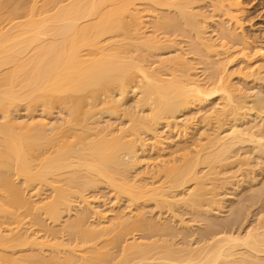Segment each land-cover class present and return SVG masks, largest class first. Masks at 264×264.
I'll return each instance as SVG.
<instances>
[{
	"label": "bare ground",
	"instance_id": "obj_1",
	"mask_svg": "<svg viewBox=\"0 0 264 264\" xmlns=\"http://www.w3.org/2000/svg\"><path fill=\"white\" fill-rule=\"evenodd\" d=\"M24 1L0 0V115L3 116L0 123V222L4 219L2 223L11 222H7L11 226L8 228L0 223V264H264V185L257 188L254 185L249 189L252 207L259 202L261 205L254 216L256 220L244 231L236 232L231 224L222 225L223 221L219 223L211 220L210 215L207 217L215 209L219 212L224 208L223 190L246 166L242 161L233 162L238 156L234 153L235 147L249 141L254 145L252 152L260 159L264 157V136L258 130L259 124H255L257 129L256 126L245 125L242 129L243 126L238 127L236 123L241 112L245 111L244 117L248 116V110H256L257 116L262 117L264 101L261 96H256L255 101L252 99L254 96L251 98L249 94L241 93L240 88L232 86L227 68L238 56L245 59L241 62L245 67L240 66V73L249 69L251 72L255 66L251 62L253 59H249L250 55L245 53L248 47L233 53L236 51L233 45L243 44L247 39L241 33L240 1L43 0L40 5L41 1L35 0L27 9ZM137 1L147 5L143 7L148 11L141 10V13L146 11L144 15L135 8ZM206 3H209V12L200 7ZM150 7L157 8L158 13L154 10L156 15L149 14ZM21 17H25L24 21H19ZM145 20L152 28L150 35L143 32ZM6 22L5 26H10L2 27ZM211 28L213 35L209 34ZM161 31L169 38H189V51L179 48L174 50V54L169 52L166 58L163 56L153 61L149 53L165 49L166 44L172 46L169 39L168 43L161 44L157 35ZM188 54L195 55L198 65H202L204 80L197 78L198 69ZM161 72H168L167 78H162ZM251 75L255 80L259 74ZM103 96H107L104 103L101 100ZM131 97L134 100L132 106L123 108ZM250 98L253 107L252 104L249 106ZM214 100L218 102L214 103ZM22 103H25L28 115L33 116V112L36 114L34 110L41 107L42 115L47 117L41 118V115L40 119H35V116H29L27 121L17 120L13 112L18 113ZM208 103L212 106L202 112L201 122L209 125L208 128L213 124L220 125L214 136L200 131L202 136L208 133L207 145L196 151L200 154L206 150L202 156L196 155L193 160L180 158L181 163L173 160L172 156L170 160H159L155 164L146 161L144 168L147 169H143L147 176H138L142 173L137 172L132 176V171L144 161V147L147 148L144 140L147 134L142 137L144 133L160 139L162 135L156 133L157 127L165 124L166 129L176 131V137L182 138V141L178 139L179 144L188 143V136L192 135L190 122L180 117ZM98 104H102L101 107ZM54 106L61 107L60 110L66 114L60 123L48 120L49 111ZM122 108L123 112L120 111ZM118 111L124 118L128 116L126 127L110 130L111 122L105 127L101 123L102 127L98 126V121L97 125L87 124L89 118L95 121L97 117L94 115L98 112L115 113L117 116ZM99 117L102 118L101 115ZM99 117L97 119L101 121ZM226 118H232L234 123H229L232 125L224 130L227 123L224 128L221 125ZM202 136L197 140L199 143L205 141V136ZM246 137L248 139L244 140ZM158 141L164 143L168 140ZM156 142L152 144V150L156 148ZM164 144L171 145L174 148L169 147L171 151L184 145ZM159 145L157 153L165 150L162 144L163 147ZM50 149L53 153L49 154ZM248 153L246 157L251 154ZM200 165L208 169L203 175L197 170ZM141 170L139 172H144ZM159 176L165 179L164 185L153 187L155 183L152 182L155 181L152 184L147 182ZM15 177L22 180L21 185L15 183ZM239 181L237 186H240ZM100 185H106L117 202L126 199L128 213L121 209L113 215L109 211L115 209L107 207V210L99 211L91 207L92 202H88L86 194L91 189L98 190ZM178 188H185V191L175 194ZM33 190L36 191L30 193ZM46 190L51 194L48 195ZM148 200L155 201L158 209L171 210L173 206L190 208L195 218L201 217V213L206 214L207 218L203 220L207 222L208 227L204 229L207 234L200 240L203 244L192 248L186 244L176 247L164 240L147 242L153 230H161L166 233L161 236L168 237L175 231L166 224L160 226L145 216L143 218V213L133 208ZM74 201H79L80 207L74 217L62 223L65 214L72 212ZM242 205L239 211L234 209L232 215L242 211L247 213L249 207ZM18 211H25V214L20 215ZM40 216L44 220H40ZM26 218H29L27 223ZM45 218L55 226L60 223L61 231H56L59 226L47 228ZM88 218L95 223L87 225ZM36 224L44 227L45 230L41 231L53 234L50 236L54 238L58 232L63 236L67 234L68 239L75 240V246L71 241L70 245L64 241L53 244L43 241L42 236L31 230ZM131 230L144 231L150 236L144 235L145 242L134 240L123 246L118 259L114 254L115 261L114 256L108 253V246L116 247ZM100 239H106L104 242L108 244L98 247L94 242ZM45 249L48 250L45 253L50 251L51 254L43 255Z\"/></svg>",
	"mask_w": 264,
	"mask_h": 264
},
{
	"label": "rangeland",
	"instance_id": "obj_2",
	"mask_svg": "<svg viewBox=\"0 0 264 264\" xmlns=\"http://www.w3.org/2000/svg\"><path fill=\"white\" fill-rule=\"evenodd\" d=\"M22 1H24V0H22ZM25 1H28V2H25ZM24 1V3L26 4V9L27 8H29L30 6H32L31 4H33V1H35V0H25ZM37 1H41L40 2V5L42 4V1L43 0H37ZM240 1V3L242 4L241 5V8H242V12H241V15H240V23H241V25H243L242 26V29H241V33H244V35L243 36H245V41H243V44L240 42V45H238V43L236 44V46L235 45H233L234 46V50H236L235 52H233L234 50L232 49V52L233 53H236L237 52V50L239 49H243L244 47L246 48V47H248L249 49L245 52L246 54L248 53L249 55H250V58L249 59H251L252 61L251 62H254L253 63V65H255V66H253L252 68V70L253 71H251L250 72V69L249 70H247V71H245V72H247V73H245V72H243V73H240V69L239 68H241L240 66H243V67H245V65H242V64H245V63H241V62H244V58H240L239 56V58L238 57H236L235 58V60L233 61V63L232 64H230L227 68H228V74L230 75V79H231V82H230V84L233 86V85H235L234 87L235 88H237V89H239L240 88V92L242 93V91L244 92V94L245 95H248V96H250L253 100H254V98L256 97V96H261L262 97V100L264 101V0H239ZM138 3H136V5L138 4V6L137 7H135V8H138L139 9V12L141 13V10H146V11H148V9H147V7H146V9H145V7H143V5L144 6H147V5H145L144 3H140L139 4V2L140 1H137ZM142 2V1H141ZM142 4V5H141ZM201 5V4H200ZM199 5V6H200ZM153 6V5H152ZM205 6V7H204ZM154 7V6H153ZM198 7V6H197ZM200 7H202V8H204L206 11H210L211 9H210V7H209V3H206V4H202ZM150 8H152V7H150ZM137 9V10H138ZM156 9L157 8H152V9H149V12H151V13H149V12H147V14L149 13V14H155L156 15V13H158V11H156ZM23 10H25V9H23ZM156 11V13H154L155 11ZM146 11H144L145 13H146ZM171 11H173V9H171ZM25 12H26V10H25ZM144 12H142L141 14H143ZM153 12V13H152ZM174 12V11H173ZM20 13H24V12H21L20 11ZM19 13V14H20ZM21 15V14H20ZM20 15H19V17H20ZM25 15H27V14H25ZM144 15V14H143ZM22 16V15H21ZM146 16V15H145ZM22 18V17H21ZM21 18H20V20H19V18L15 21V22H17L18 20L19 21H24V18L25 17H23L22 18V20H21ZM26 20V19H25ZM148 20V19H147ZM147 20H145L144 22V24H146V25H143L142 27L144 28V30H143V32H145L147 35H150L149 33H151V31H152V28L149 26V23H148V21ZM8 23L6 22V23H4V25L2 26V27H6V28H8L10 25H8V26H5V25H7ZM145 27H148V28H146L145 29ZM210 33H212V35H213V28H211V29H209V34ZM164 34V33H163ZM162 34V31L159 33L158 32V37H159V39L161 38V44H166V43H168V39H169V43L171 42L170 40H172V42L170 43V45H172V46H168L167 44V46L166 45H164V47L163 48H165V49H160V50H162V52L160 53V50H158L157 51V53H155V52H153V53H149L150 55L149 56H151V58H152V60L153 61H155V60H159V59H161V58H164L163 56H165V55H168V53L169 52H171V53H169L170 55L171 54H174V50H178L179 48L181 49H183L184 50V52H188L189 51V38H182L181 36H179V37H171V38H169V37H166L165 35H163ZM241 35V36H242ZM167 38V39H166ZM242 39H243V37H242ZM163 40V41H162ZM247 41V42H246ZM244 42H246V44H249L248 46H244ZM245 44V45H246ZM243 45V46H242ZM240 46H242V47H240ZM244 48V49H245ZM238 50V51H239ZM256 52V53H255ZM29 53H30V51H29ZM28 52H27V54H29ZM159 53H160V55H159ZM232 53V54H233ZM258 53H259V55H258ZM163 54V55H162ZM253 54H255V55H253ZM154 55V56H153ZM248 55V56H249ZM153 56V57H152ZM167 56H165V58H166ZM187 57H189V59L191 60V59H193V60H191V62L194 64V67L195 68H197L198 69V71H196V74L198 75H196L197 76V78H199L200 80H204L205 78H206V76L204 77V75H203V72H202V65H198V60L197 59H194L195 58V55H191V54H188L187 55ZM254 57V58H253ZM152 60H151V62H152ZM196 62H195V61ZM236 61V62H235ZM150 61H149V63H151ZM197 63V64H196ZM247 66V65H246ZM238 67V68H237ZM259 67V68H258ZM8 69H10L9 67H7ZM204 68V67H203ZM254 68H257V69H260L259 71H257V69H255V71L256 72H254ZM202 69V70H201ZM4 70H7V69H3L2 71H4ZM249 71V72H248ZM237 72V73H236ZM239 72V73H238ZM257 72H259V73H257ZM163 72H161V74H162ZM168 73V72H167ZM167 73L165 72V73H163L162 75H161V77L162 78H164L165 76H168L167 75ZM246 76H245V75ZM251 74H254V76L255 75H257V74H259V75H257V76H255V80H254V77H253V75H251ZM165 78H167V77H165ZM258 78V79H257ZM257 81V82H256ZM104 97V98H103ZM102 98H101V100H103L102 102L104 103V101L105 100H107L106 99V97L107 96H103ZM133 97V96H132ZM129 98L128 99V105L126 104V105H124L125 107H123V108H127V106H129V107H131L132 106V104H133V98ZM251 98H250V100H251ZM256 98H258V97H256ZM255 98V101L257 100ZM105 99V100H104ZM101 100H99V101H101ZM249 100V101H250ZM253 100H251L250 102L251 103H249V106H251L250 104H252V107H253ZM132 103H131V102ZM102 102H99V103H102ZM106 102V101H105ZM218 102V100H214V103H217ZM102 103V104H103ZM213 103V104H214ZM102 104H98V106L99 107H101V105ZM209 105V106H208ZM22 106H24V107H22ZM205 106V107H204ZM210 106H212V103H211V105L208 103L207 105H203V108H204V110H203V108H200V107H198V108H196V110H193L192 112H188L187 114H184L183 116L184 117H180V119H186V120H188V123L190 124L189 126H190V129H189V132L191 133L192 132V135L191 136H188L189 137V139H188V143H181V144H179L180 143V139H181V141H182V138H177L176 137V131H172V130H168V128L166 129V126H165V124H161V125H159L160 127H157V132L156 133H158V136H161L162 135V137L160 138V139H155V137H153V135L152 134H148V133H144L143 134V136L142 137H144L146 134V138L144 137V140L146 139V143H144V144H146V146H147V148H149V149H147L146 147H144V149L146 150L145 152L146 153H143V159H144V161H142L141 163V165L139 164V165H137L138 167V169L136 170H133L132 171V173L131 174H133L132 176H135L134 175V173H136V174H140V173H142V174H140V175H138V176H141V175H143L146 171V169H147V167L146 168H144L146 165V161L148 162V163H150L151 164V162H154V163H152V164H155L156 162H159V160H170V159H172V157H173V160H175V161H179L180 163H181V159L180 158H182V159H185L186 157H187V159H190V158H192L191 160H193V158H197V156L198 155H200L201 154V156L204 154L203 152H205L204 150H203V152L201 151L200 152V154H196L197 152H198V150L200 151V149H198V148H202V146H205V145H207V139H208V133L206 134V132H209V135H211V136H214L215 134L214 133H216V129H218V126L220 125H218V124H213V125H211V127H209L208 128V126L207 125H205L204 123H202L201 122V119L202 118H200L202 115H203V113L202 112H205L206 110H208L209 108H211ZM248 106V108H251V109H253L252 107H249ZM22 109H21V108ZM19 108H18V113L17 112H13V116L17 119V120H19V121H27V120H29L30 119V117H34L35 119H40V116L42 115V114H44V112H42L41 110H43L41 107H40V109L37 107L36 108V110H34L35 111V113L36 114H34V112H33V114H31V115H33V116H30V115H28L29 113L27 112V110H26V112H25V109H26V106H25V103H22L21 104V106H20ZM55 107V106H54ZM123 108L120 110V111H122L123 112ZM19 109H21V111L19 110ZM39 109V110H38ZM61 109V107H59V106H56L55 108H52V110L51 111H49L51 114H48V120L49 121H51V123L53 122V123H60V121L62 122V120L64 119V118H62V116H66V114H64L63 113V111L62 110H60ZM200 109V110H199ZM250 109V110H251ZM20 111V112H19ZM37 111V112H36ZM120 111H118L119 112V115H117L116 116V114L114 113V114H111V113H101V112H98V113H96L97 115H101V117L102 118H100L99 116H97V115H94L95 117H99V119L101 120V121H99L97 118H95V117H93V119L95 118V121L94 120H92V119H90L89 118V121L87 122V124H89V125H91V124H95V125H97V122L96 121H98V126H100V125H102L103 127H105V126H108L109 124V126H110V130H117V128L119 127H122V126H124V127H126L128 124V116H125V117H127V118H124V116L122 115L123 113H120ZM197 111V112H196ZM199 111H201V112H199ZM256 110H251V112L248 110L246 113L248 114V116L250 115V117L248 118V116H245L244 117V114H245V111L242 113L241 112V115L239 116V118H238V122H236L237 123V125H238V127H241V126H243V125H245V126H248V127H250V126H256V125H258L259 124V126H260V129H259V127L258 126H256L255 127V129H257V127H258V130H260V133H261V135H263L264 136V114L263 115H261L262 117H260V116H257L258 115V112L256 113L255 112ZM199 112V113H198ZM1 113V115H2V112H0ZM117 113V112H116ZM197 113H198V115H197ZM251 113V114H250ZM256 113V114H255ZM15 114H16V116H15ZM17 114H18V116H17ZM38 114V115H37ZM121 114V115H120ZM242 114H243V117L245 118H241L242 117ZM0 115V123H2L3 121H2V118H3V116H1ZM25 115H26V117H25ZM28 115V116H27ZM49 115H50V117H49ZM60 115H61V117H60ZM196 115V116H195ZM200 115V116H199ZM30 116V117H29ZM44 116H46V115H44ZM43 115H42V117L41 118H43L44 117ZM119 116H121V118H119ZM22 119H21V118ZM39 117V118H38ZM47 117V116H46ZM105 117V118H104ZM123 117V118H122ZM192 117V118H191ZM195 117V118H194ZM28 118V119H27ZM197 118H198V120H197ZM256 118H258V119H256ZM260 118H262L263 119V121L260 119ZM25 119V120H24ZM193 121H191V120ZM200 119V120H199ZM227 120L225 121V119L222 121L223 122V124L221 125L222 126V128H224V126L226 125L225 123H227V126H225V128H224V130H226V128L228 129L234 122H232V118H230V119H228V118H226ZM53 120V121H52ZM60 120V121H59ZM92 120V121H91ZM105 120V121H104ZM195 120V121H194ZM197 120V121H196ZM229 120V121H228ZM241 120V121H240ZM256 120V121H255ZM94 121V122H93ZM116 121V122H115ZM96 122V123H95ZM108 122H111V123H109L108 124ZM91 123V124H90ZM101 123V124H100ZM121 123V124H120ZM197 123V124H196ZM229 123H232V124H229ZM254 123V124H253ZM258 123V124H257ZM100 124V125H99ZM115 124V126H113L112 127V125H114ZM253 124V125H252ZM256 124V125H255ZM117 125V126H116ZM121 125V126H120ZM193 125V126H192ZM230 125V126H229ZM102 126H100V127H102ZM165 126V127H164ZM204 126V127H203ZM207 126V127H206ZM215 126V127H214ZM116 127V128H115ZM211 128V129H210ZM215 128V129H214ZM242 128V127H241ZM245 127L243 126V128L242 129H244ZM204 129H206V130H204ZM174 130H176V129H174ZM211 130H214V131H211ZM216 130V131H215ZM159 131V132H158ZM197 131H198V133H197ZM202 131H206L204 134H203V136H205L204 138H203V136L202 135H200L201 134V132ZM210 131L213 133H210ZM262 131V132H261ZM160 133V134H159ZM164 133V134H163ZM173 133V134H172ZM200 133V134H199ZM175 134V135H174ZM151 137H150V136ZM172 135V136H171ZM198 135H200V136H202L201 138H203V140H205V141H203V142H201V143H199L198 141H199V139H200V136L198 137ZM164 137V138H163ZM166 137V138H165ZM173 137V138H172ZM168 138V139H167ZM169 138H171V139H169ZM199 138V139H198ZM206 138V139H205ZM151 139H152V142H150L151 141ZM155 139V140H154ZM166 141V140H168L169 142H173V144L175 145V146H179V145H182V144H184V145H182L183 147H175V149H177V150H170V148L169 147H171V145H168L167 146V144H164V143H169L168 141L167 142H164V143H162V142H160V143H158L159 141L158 140H161V141ZM175 139V140H174ZM179 139V140H178ZM246 139H248L247 137L246 138H244V140H246ZM175 142H177V143H175ZM198 140V141H197ZM156 141H158V142H156ZM149 142V143H148ZM154 142H156V145H155V149H151L153 146H152V144L154 143ZM247 142V141H246ZM246 142H244V144L242 145V144H240V145H238V146H236L235 148L236 149H234V153L235 154H238V156L236 155V157H234V159H233V162L235 161H242L244 164H246V166H244L243 168H244V170H245V172H244V170L243 171H239V172H237V173H239V174H237L236 173V175H238L237 176V179H235L234 181H236V180H240L239 182H241L240 184H238V185H240V186H237V182L238 181H236V182H234V181H232L231 182V184H229V185H227L226 186V188L223 190L224 192H223V194H224V196H221L222 198H224V200H223V205H224V210L222 209V210H220L219 212H218V210L217 209H215L216 211H212V212H210V214H207V217H208V215H210L209 216V218L211 219V220H215V221H218L219 223L221 222L222 223V221L224 222L222 225H230V227H232L233 226V229L236 231V232H242V231H244L245 230V228L249 225V224H251V223H253L255 220H256V218L254 217L256 214H257V209L260 207V205H261V203L259 202V203H256V202H254V203H256V204H254L255 206L254 207H252V202L250 203V201H251V199H249V197H250V195L248 194L251 190H249V189H252L253 187H254V185H255V188H257L256 186H262V185H264V157L263 158H259V156H258V154H256V153H253L252 152V150L251 149H253V144H251V143H249V141H248V143H246ZM150 143H151V145H150ZM157 143H158V145L160 144H162L161 146L163 147L162 149H165V150H161V151H159L158 153L156 152L157 151V147H158V145H157ZM205 143V144H204ZM155 144V143H154ZM153 144V145H154ZM199 144V146H201V147H199V146H197ZM204 144V145H203ZM160 145H159V147H160ZM151 146V147H150ZM195 146L197 147V148H195ZM167 147V148H166ZM154 148V147H153ZM159 149V148H158ZM171 149H174L173 147H171ZM184 149V150H183ZM53 150V149H52ZM51 149L49 150V154L50 153H53V152H51L52 151ZM155 150V151H154ZM251 150V151H250ZM163 151V152H162ZM174 151H177L176 153H174L173 154V152ZM197 151V152H196ZM249 151V153L248 154H250V156H245L246 154H247V152ZM159 154L158 156H160V157H162V158H158V156H157V154ZM144 154H146V155H144ZM253 154V155H252ZM48 155V154H47ZM148 155V156H147ZM162 155V156H161ZM197 155V156H196ZM144 156H145V158H144ZM153 156H155V157H153ZM172 156V157H171ZM193 156V157H192ZM195 156V157H194ZM151 157V158H150ZM153 157V158H152ZM168 157V158H167ZM184 157V158H183ZM241 157V158H240ZM242 157H244V159L242 158ZM248 159H246V158ZM250 157V158H249ZM156 158V160H154ZM178 160H177V159ZM240 158V159H239ZM260 160H259V159ZM148 159V160H147ZM154 161H153V160ZM158 159V160H157ZM151 161V162H150ZM195 161V160H194ZM246 161V162H245ZM248 161V162H247ZM250 162V163H249ZM145 163V164H144ZM180 163H178L177 162V164H180ZM257 163V164H256ZM253 165V166H250V167H248V165ZM257 165V166H256ZM259 165V166H258ZM143 166V167H142ZM205 167H207V166H201L200 165V167H198V169L197 170H199L198 172H200L199 174L200 175H203V173H205L206 171H208V169H206ZM247 167V168H246ZM145 170H144V169ZM140 169H142L141 171H144V172H139L140 171ZM202 171V172H201ZM242 172V173H241ZM253 172V173H252ZM146 174V173H145ZM144 174V175H145ZM242 174H245V175H242ZM248 174V175H247ZM144 175H143V177H144ZM247 175V176H246ZM147 175H145V177H146ZM149 176H151V173H150V175H148V177ZM243 177V178H242ZM156 178V177H155ZM241 178V179H240ZM16 179V180H15ZM153 179V180H152ZM152 179H150V180H147V182L149 181V183H151L152 181H155V182H152V183H155V185L153 186V187H159L160 185H164V181H165V179H163V178H161V176H159V177H157L156 179H154V178H152ZM160 179H162V180H160ZM14 180H15V183L16 184H20L21 185V181L22 180H20V178H17V177H15L14 178ZM243 180H244V182H243ZM160 181V182H159ZM157 182V183H156ZM234 182V183H233ZM151 183V184H152ZM163 183V184H162ZM157 184V185H156ZM160 184V185H159ZM253 185V186H252ZM150 186H152V185H150ZM187 187H189V184H187L186 185ZM153 187H150V188H153ZM183 189V190H182ZM181 190L178 188L177 190H175L174 192H175V194H179L180 195V193L181 192H183V191H185V188H182ZM248 190V191H247ZM36 190H33V191H31L30 193H34ZM50 192V193H49ZM240 192V193H239ZM246 192V193H245ZM29 193V194H30ZM46 193H48V195H50L51 194V191L50 190H46ZM221 193H222V191H221ZM235 193H238V195L237 194H235ZM240 194V195H239ZM31 195V194H30ZM243 195H246V196H244V197H241V196H243ZM247 195H249V196H247ZM114 196V197H113ZM238 197V198H237ZM86 198L88 199V202L90 203V202H92V203H90V204H92L91 205V207H93V208H96L97 210H99V211H104V210H102V209H106L107 207V209H110V210H114L113 212H111V211H109L108 213L109 214H115V213H117V212H119V211H121V209L123 210V211H125V212H127V209H128V205L127 204H129L128 202H127V200L126 199H124V201L122 200V202H121V200L119 201V202H117V200L115 199V195L110 191V189L108 188V187H106V185H104V186H101L100 185V187H98V190H97V188H95L94 190H92L91 189V191L89 190V192H87V194H86ZM247 202H245L244 200ZM77 201V200H76ZM76 201H74L75 203H73L72 204V207H73V210H72V212L69 214V213H66L65 215L66 216H64V218L61 220V222L62 223H64V221H66L69 217H74L75 216V212H76V210H78L77 208L78 207H80V205H78V204H80V202L78 201V202H76ZM239 201V202H238ZM258 201V200H257ZM117 202V203H116ZM244 202V203H243ZM104 204H106V205H104ZM155 201H152V200H148V201H141V203L139 204V205H137V206H133V208H136V209H138L139 211H140V213L142 212L143 214V218H144V216H145V219H147V220H149V221H155L156 223H157V225L159 224L160 226H162V225H167V226H170V227H173V229L175 230L173 233H172V235H170L169 237H168V235L166 236V235H164V236H161V235H163L165 232H162L161 230H153L152 232H150L149 234L150 235H152V237L150 236V235H148V233L146 234L144 231L143 232H141V231H135V230H131V231H129L128 233H129V235H125V238H123V239H121V243H119L118 245H116V247L113 245L112 246V244L110 245L111 246V248H110V246H108V253H111L113 256H114V254H115V256H117L116 258L118 259V257H120V253H122V248H123V246H126L128 243H132L134 240H136V241H141V240H143L144 242H145V240L144 239H146V238H144L146 235H147V238L150 236V238L148 239V240H150V241H148L147 239H146V241L147 242H157V241H159L160 240V242L162 241V240H164L165 242H169V243H171L172 245H174V246H176V247H179V245L181 246V247H184L185 246V244L188 246H192V248H196L197 246H201L202 244H203V242H200V240H202L203 238L202 237H206V234L207 233H205L204 231V229H205V227L207 226V222L205 221L206 219L205 218H207L206 217V214H200V216L201 217H198L199 218V220H198V218L196 217L195 218V216L192 214V210L190 211L189 209L190 208H187V207H182V206H173L172 208H171V210H168L167 208H161V209H158V208H156L155 207ZM242 204H244V206H247V207H249V209H247L248 210V212L246 213V212H238L237 214H234L233 213V215H232V213L231 212H233V210L234 211H239V209H240V207H242L243 205ZM104 207V208H103ZM233 207V208H232ZM133 208H131V209H133ZM237 208V209H236ZM106 209V210H107ZM126 209V210H125ZM135 209V210H136ZM232 209V210H231ZM134 210V209H133ZM129 211V210H128ZM137 211V210H136ZM25 212V211H24ZM23 211H18V213H20V215H23V213H24ZM128 213V212H127ZM243 215H242V214ZM25 214V213H24ZM113 214V215H114ZM245 214V215H244ZM194 216V218H195V220L193 219V216ZM241 215H242V217H241ZM203 216V217H202ZM230 216H232V217H230ZM39 218V217H38ZM91 218H93L94 220H95V218H94V216H92L91 215ZM90 218V219H91ZM203 218L205 219V220H203ZM208 218V219H209ZM40 220L42 219V220H44V217L42 216V218H41V216H40V218H39ZM89 218H88V221H87V225H89V223H90V225L91 224H94L95 223V221L93 220V219H91L90 220ZM151 219V220H150ZM197 219V220H196ZM231 219V220H230ZM27 220V221H26ZM26 220H25V222L27 223V222H29L28 220H29V218H26ZM45 220H46V218H45ZM220 220V221H219ZM3 221H5V219L4 220H2V222ZM47 221V225H48V227L47 228H49V229H51L50 227H52L53 228V226H55V224H52V222H49V220H46ZM46 221H45V225H46ZM232 221V222H231ZM2 222H0V223H2ZM8 222V224L9 223H11V222H9V221H7ZM7 222L6 223H2V224H4L3 225V227L5 226L6 228H8V227H11V226H9L8 224H7ZM230 222V223H229ZM155 223V224H156ZM29 224V223H28ZM1 225V224H0ZM38 225V226H37ZM57 226H59V230H56V231H61V224L60 223H57L56 224V226L55 227H57ZM0 227H2V226H0ZM28 227V226H27ZM30 227H32V226H30L29 225V229H31ZM42 227V226H41ZM40 226H39V224H36V225H34L33 227H32V231L33 232H35L36 233V235H38V236H42V238L44 239L43 241H49L50 243H56V242H66V245H68L67 243H69V245L72 243L73 244V242H74V246H75V240L73 239V242L70 240V238L68 239V236H67V234L65 235L64 234V236L62 235V233L61 232H58L59 234H55L57 237H53V236H50V235H53V234H48V232H45V231H41V229L42 230H45V228L43 227V228H41ZM55 227H54V229H55ZM208 227V226H207ZM6 228H4V229H6ZM3 229V230H4ZM56 229H58V228H56ZM137 230H139V229H137ZM208 230V229H207ZM32 231L30 232V234L32 233ZM154 232H156V234L154 233ZM159 232V233H158ZM35 233H33L32 235H35ZM38 233V234H37ZM158 234V236H156ZM166 234V233H165ZM36 235H35V237H36ZM49 235V236H48ZM145 235V236H144ZM112 239V238H111ZM104 240H106V239H100V240H98V241H96V242H94L98 247L100 246V247H102L101 245L103 244V243H105L104 242ZM108 240V239H107ZM109 240H110V238H109ZM157 240V241H156ZM69 241V242H68ZM70 241H71V243H70ZM163 241V242H164ZM107 242V241H106ZM183 243H184V245H183ZM200 245H199V244ZM65 244V243H64ZM94 244V245H95ZM105 244H108V243H105ZM176 244H178V245H176ZM71 247H72V245H71ZM86 247H88V246H84V248H86ZM104 247H106L107 248V246H104ZM114 247V248H113ZM46 248V247H45ZM83 248V249H84ZM42 249H44V248H42ZM82 249V248H81ZM45 250H47V249H45ZM44 250V253L45 252H48V250L47 251H45ZM109 250H110V252H109ZM37 252V251H36ZM49 253H50V251H49ZM49 253H45V254H43V255H45V256H47V255H50ZM63 253V252H62ZM64 254V253H63ZM119 255V256H118ZM62 256V255H61ZM115 256H114V260H115ZM264 256V255H263ZM113 260V261H114ZM109 261V260H108ZM116 261V260H115ZM99 264V263H98ZM111 264V263H110Z\"/></svg>",
	"mask_w": 264,
	"mask_h": 264
}]
</instances>
